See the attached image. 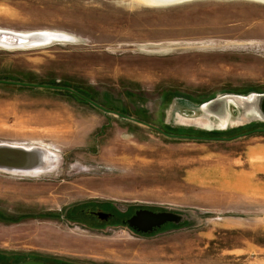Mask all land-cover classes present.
<instances>
[{"label":"rangeland","instance_id":"rangeland-1","mask_svg":"<svg viewBox=\"0 0 264 264\" xmlns=\"http://www.w3.org/2000/svg\"><path fill=\"white\" fill-rule=\"evenodd\" d=\"M176 3L0 0V31L55 39L0 45V80L89 99L0 83V142L60 157L47 173L0 171V254L11 263L264 264V131L171 138L105 111L197 137L183 117L200 115L199 104L264 92V3ZM232 126L218 136L264 123ZM87 206L182 219L149 233L69 218Z\"/></svg>","mask_w":264,"mask_h":264},{"label":"water","instance_id":"water-1","mask_svg":"<svg viewBox=\"0 0 264 264\" xmlns=\"http://www.w3.org/2000/svg\"><path fill=\"white\" fill-rule=\"evenodd\" d=\"M255 2L264 3V0H251ZM37 32L29 34V38L25 40L22 39L20 33L10 32L5 33V37L0 39V42L3 47L6 48H24L30 47L29 42L38 41L42 45L49 44L55 39L52 37H42ZM65 39V37H64ZM59 40V39H57ZM63 40V39H62ZM0 83H13L17 85H28V86H40V87H49L57 89H66L72 91L68 87H58L51 85H38L33 83L18 82V81H9V80H0ZM96 107L102 108L100 105L89 101ZM200 115L195 117H185V118H206L211 122L210 126H203L201 124L195 123L184 119L186 123H190L191 127L194 129L207 131V132H226L229 128H233L232 125H247L256 122L264 123V92H250L248 94H239V93H226L220 96L213 97L201 104H199ZM105 110V109H104ZM236 111L237 114L233 115L231 111ZM106 112L115 113L123 118L131 119L137 121L141 124H144L148 127L158 130L162 134L171 138H196L204 140H231L241 136L250 134L251 132H262L264 128H256L253 130L245 131L240 134L225 137V136H197L191 137L188 135L180 134H169L162 131L158 127L134 119L128 115L117 113L110 110H105ZM223 121V123H222ZM60 157L58 154L54 153L52 150H49L43 146L32 145H16L10 143L0 142V171L14 174V175H28L29 174H41L47 173L53 170ZM87 214H92L99 220H105L110 213H106L101 209L94 211H86ZM176 213L172 211H159L153 212L147 209H139L134 212V214L129 217L125 222L129 227L137 230L139 232H152L157 227H161L165 222L171 221L176 225L181 221ZM16 264H48L45 261L39 259H27Z\"/></svg>","mask_w":264,"mask_h":264},{"label":"trees","instance_id":"trees-1","mask_svg":"<svg viewBox=\"0 0 264 264\" xmlns=\"http://www.w3.org/2000/svg\"><path fill=\"white\" fill-rule=\"evenodd\" d=\"M68 92L76 95L77 97H79L81 100H84V101H88L89 99L82 95L80 92L78 91H75L72 89V91H69L67 90ZM201 133H203L206 137H211V136H218V135H223L225 133H228V131L226 132H207V131H202V130H198V129H195ZM88 207V206H87ZM86 208V207H85ZM83 207L79 208V210L77 211V213L75 212H72L71 215L69 216V218L71 219H75V220H83V219H86L87 220V223H91V222H96L95 221V218L90 216V215H87L85 214V212L83 211V209H85ZM112 212H114V214L112 215L113 217V220L110 221L111 224H120V223H125V222H122L120 219L123 217V215H121L122 213L119 212L118 210L116 209H111ZM77 215V216H76ZM0 219L2 220H7L8 218H4L3 215H0ZM97 223V222H96ZM28 259V258H27ZM27 259H23V260H18V261H15L13 263H11L10 261V257L8 255H4V254H0V264H16V263H19L21 261H24V260H27ZM30 259H39V260H42V261H45L47 262L48 264H61L60 261L59 262H53V261H49V260H46V259H41V258H30Z\"/></svg>","mask_w":264,"mask_h":264},{"label":"bare ground","instance_id":"bare-ground-1","mask_svg":"<svg viewBox=\"0 0 264 264\" xmlns=\"http://www.w3.org/2000/svg\"><path fill=\"white\" fill-rule=\"evenodd\" d=\"M147 1H149V2H154V3H159V4H166V5H168V4H173V3H176V2H181L182 0H147ZM185 1V0H184ZM177 4V3H176ZM158 5V4H157ZM5 33H7V31H0V39L1 38H4L5 37ZM19 36H21L22 37V39L24 38L25 40H27L29 37H27V36H23V35H19ZM30 44H34L35 42H29ZM0 44H2L1 42H0ZM2 46V45H1ZM178 118V117H177ZM184 119H187V120H190V121H194L195 123H198V124H201V125H203V126H210L211 125V122L209 121V120H207L206 118H199V117H197V118H185V117H183ZM222 123H223V121H222ZM184 124V123H183ZM46 148V147H45ZM48 149V148H47ZM50 150V149H49ZM55 153V152H54ZM57 164H58V162H57ZM38 174V173H37ZM30 176H33V175H36V174H29Z\"/></svg>","mask_w":264,"mask_h":264},{"label":"flooded vegetation","instance_id":"flooded-vegetation-1","mask_svg":"<svg viewBox=\"0 0 264 264\" xmlns=\"http://www.w3.org/2000/svg\"><path fill=\"white\" fill-rule=\"evenodd\" d=\"M96 208H98V207H96ZM86 209H88L89 211H94V210H96V209H90L89 207H86L83 211H85ZM140 209H142V208H140ZM87 210V211H88ZM139 210V209H138ZM102 211H103V209H102ZM136 210H134L133 211V213L132 214H126L127 212H122V214L121 215H123V217L120 219L122 222H125L129 217H131L133 214H134V212H135ZM87 214V213H86ZM114 214V212H111V216H109L107 219H105V220H99L98 218H96L94 215H92V214H88V215H90V216H92V217H94L97 221H102V222H105V221H109L110 222V220H113V217H112V215Z\"/></svg>","mask_w":264,"mask_h":264}]
</instances>
